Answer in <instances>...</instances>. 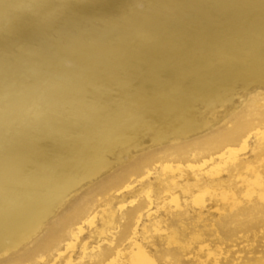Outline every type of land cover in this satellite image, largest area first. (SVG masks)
I'll return each instance as SVG.
<instances>
[{
    "label": "rangeland",
    "instance_id": "obj_1",
    "mask_svg": "<svg viewBox=\"0 0 264 264\" xmlns=\"http://www.w3.org/2000/svg\"><path fill=\"white\" fill-rule=\"evenodd\" d=\"M263 165L264 0H0V264H264Z\"/></svg>",
    "mask_w": 264,
    "mask_h": 264
},
{
    "label": "bare ground",
    "instance_id": "obj_2",
    "mask_svg": "<svg viewBox=\"0 0 264 264\" xmlns=\"http://www.w3.org/2000/svg\"><path fill=\"white\" fill-rule=\"evenodd\" d=\"M154 119V118H153ZM252 137V133H249L247 134L244 138H243V141H242V147L240 148H233L232 146L231 147H228L227 149H224L220 154H218L216 157H212L211 159L205 161L203 164H200L199 166H193L192 164H189L188 166L186 167H183V166H177L176 169L174 170L176 174H178V172H181L182 175L184 176V179L186 180L187 182V185L190 187L191 185L193 184H196L198 182V179H197V176L196 175H193V170L195 168L198 169V171H201L202 167L206 164H209L210 165V169L206 172V174L209 173V175L211 176V178H216V176L218 177H222L223 174H225V167L222 164L223 160L228 156V158H231V162H233L234 164L229 167L230 169H228L229 171L230 170H237V169H242L243 166H245L246 164H248V169H253V167L251 166L252 164L248 163V161H245V160H242L240 161L239 159H237V155L235 154L238 150H241V149H245L247 148V144L250 140V138ZM238 153V152H237ZM239 157V156H238ZM227 159V158H226ZM217 160H219L217 162ZM221 160V161H220ZM228 160V159H227ZM226 160V161H227ZM239 160V161H238ZM229 161V160H228ZM247 162V163H246ZM259 162V160L257 161ZM230 163V162H229ZM224 164V162H223ZM228 162H225V166H227ZM254 165V164H253ZM257 165V164H256ZM255 165V166H256ZM260 166V165H259ZM264 166V165H263ZM228 168V167H227ZM263 168V167H262ZM258 170V169H257ZM239 171V170H238ZM255 171V170H254ZM249 172V171H248ZM252 173V172H249L248 175ZM254 173V172H253ZM235 174H238L237 172ZM244 174V172L242 173ZM257 177L260 178L259 176V172H256V175ZM263 176V175H262ZM248 177V176H246ZM240 178V177H239ZM242 178V177H241ZM258 178V179H259ZM248 179V178H247ZM264 178H261L260 180H262ZM246 180V179H245ZM218 181V180H217ZM243 181H244V178H243ZM250 181V180H248ZM246 182V181H245ZM244 182V183H245ZM252 182V181H250ZM262 182V181H261ZM260 182V183H261ZM255 183V182H254ZM258 183V182H257ZM264 183V182H263ZM228 186H229V182H227ZM244 185V184H243ZM187 187V189H189V187ZM227 186V185H225ZM245 186V185H244ZM259 187V186H258ZM260 188V187H259ZM227 189V188H226ZM244 189V187H243ZM251 189V188H250ZM264 189V188H263ZM235 190V189H234ZM215 190H212V189H207L205 190L204 192H198L196 191L195 192V195H194V198H193V201L195 204H200V203H205V196L206 194L208 193H211ZM232 191V190H231ZM238 191V190H236ZM243 191V190H242ZM257 190H255L256 192ZM262 191V190H261ZM244 192V191H243ZM239 193V191H238ZM237 193V194H238ZM262 193V192H261ZM260 194V193H259ZM254 195V194H253ZM231 196V195H230ZM255 196V195H254ZM148 197H149V201H150V206L154 203V198L151 196L150 192H148ZM171 197V200L170 202H165L164 205L162 206V208L167 212L169 213L170 212V203L171 202H176L177 206H182L183 205V201H182V195L180 192H177V193H172L170 195ZM233 197V196H232ZM239 198V197H238ZM253 200V199H252ZM257 200V199H256ZM226 202V201H225ZM236 202V201H235ZM250 202V201H249ZM41 203V202H40ZM144 207V204L143 203H140L138 204V206L133 209L131 211V214H134V212H138V211H141L142 208ZM218 209V208H217ZM11 211V210H10ZM16 212V211H15ZM33 214H23V213H20V214H6L4 216H1L0 217V239L2 238V235L3 233H6V232H11L13 233V236H16V235H19L18 233L23 230V229H26V227L28 225L31 224V222H33L34 218L32 217ZM94 217H90L89 219H87V222L88 223H93V220H94ZM141 218H143V214H139L138 216V219H137V223L140 222ZM83 232V225H79L76 229V231L74 230L72 232V236H71V240L69 242L66 243V246H65V249L64 250H60L59 251V256L55 259L54 262H52V264H56V261L58 260V258L60 256H62L63 253L67 252L69 249H73L74 251L76 250V240L79 238L80 234ZM136 233H137V228H136ZM18 238V236H17ZM134 243H135V249L132 251V254L131 255H128V254H122V251L121 249L118 250L116 252V255L111 258L109 260V262H107V264H116V262L118 261V258L119 257H123V259L125 260H128L129 261V264H155V259L151 253V251L149 249H146L145 246L143 244H141V242L138 240V238L136 236H134ZM88 244H85L83 249L86 250L88 249ZM99 247V246H97ZM113 249L112 248H109L108 252H107V257H110L112 256L113 254ZM16 260H21L20 258L16 259ZM71 261V260H70ZM36 264H45L44 262V259H41L40 261H38ZM69 264V263H68Z\"/></svg>",
    "mask_w": 264,
    "mask_h": 264
}]
</instances>
